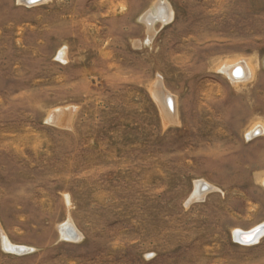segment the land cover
Masks as SVG:
<instances>
[{
  "label": "rangeland",
  "instance_id": "374dc122",
  "mask_svg": "<svg viewBox=\"0 0 264 264\" xmlns=\"http://www.w3.org/2000/svg\"><path fill=\"white\" fill-rule=\"evenodd\" d=\"M262 128L264 0H0V264H264Z\"/></svg>",
  "mask_w": 264,
  "mask_h": 264
},
{
  "label": "bare ground",
  "instance_id": "6f19581e",
  "mask_svg": "<svg viewBox=\"0 0 264 264\" xmlns=\"http://www.w3.org/2000/svg\"><path fill=\"white\" fill-rule=\"evenodd\" d=\"M40 1V0H39ZM25 3V2H24ZM164 8H165V12H163L160 16H151L152 17V19L153 20H161L163 23L164 22H166V21H168V20H170V18H172V11H171V9H170V7L166 4V5H164L163 6ZM157 10V8H155V11ZM237 65V67H235ZM226 68L224 69V72H226V73H228V75H230L232 78H234V79H240L241 77H244L245 75H246V67H244L243 68V66L239 63V64H229V65H226L225 66ZM239 71H242V75L243 76H240V75H238L237 74V72H239ZM237 74V75H236ZM249 74H250V76H251V74H252V70H250V72H249ZM56 111V110H55ZM53 112V111H52ZM53 116H55V113H53L52 114ZM51 115V116H52ZM56 118H57V116H55ZM54 120H55V118H54ZM53 120V121H54ZM57 121V120H56ZM56 121H54V122H56ZM59 122V121H58ZM254 131H255V129L254 130H252L251 132V135L254 133ZM259 131V130H258ZM261 131L264 133V128H262L261 129ZM213 186L212 185H209V184H202L201 182H197L196 184H195V190H194V193H193V195H196L197 194V192H198V190L200 189V190H208V189H210V188H212ZM259 231L255 234V236H254V239H255V237L256 236H258V234H259V236L263 233V231H264V223H263V226H261V227H259V229H258ZM253 231H256L255 229H251V230H249V231H244V233H247V232H253ZM237 233H243V232H237ZM238 235L239 234H237V236H236V238H238ZM258 236V237H259ZM3 243L7 246V248H9L10 250H12V251H15V252H17V250H21L22 252H25V251H27L28 250V248H26V247H24V246H14V245H10L7 241H5V240H3Z\"/></svg>",
  "mask_w": 264,
  "mask_h": 264
},
{
  "label": "water",
  "instance_id": "95a60500",
  "mask_svg": "<svg viewBox=\"0 0 264 264\" xmlns=\"http://www.w3.org/2000/svg\"><path fill=\"white\" fill-rule=\"evenodd\" d=\"M26 1V3H35V2H37V1H39V0H25ZM168 103L170 102L169 101V99H168V101H167ZM259 230H256V231H253V232H247V233H238L239 235H238V238H236L238 241H240V242H244V243H251V242H253V241H255V239H254V236H255V234L258 232ZM17 252L18 253H22V251L21 250H17Z\"/></svg>",
  "mask_w": 264,
  "mask_h": 264
}]
</instances>
